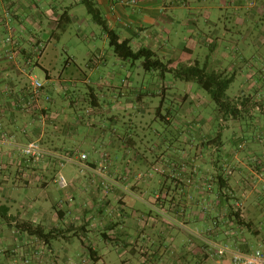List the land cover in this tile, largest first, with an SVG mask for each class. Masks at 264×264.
Segmentation results:
<instances>
[{
    "label": "crops",
    "instance_id": "obj_1",
    "mask_svg": "<svg viewBox=\"0 0 264 264\" xmlns=\"http://www.w3.org/2000/svg\"><path fill=\"white\" fill-rule=\"evenodd\" d=\"M130 1L0 0V264H229L235 250L264 242V0ZM89 2L133 50L231 79L236 115H204L210 94L172 73L153 72L150 87L133 82ZM76 24L97 25L102 48L74 54L55 83L88 92L53 99L34 73L53 82L57 53L47 57V47ZM37 41L45 51L34 60ZM32 79L43 84L36 98ZM158 119L171 139L156 131L163 142L150 146ZM31 141L50 155L26 158L20 147ZM70 153L86 154L87 166H62ZM213 241L229 246L225 258Z\"/></svg>",
    "mask_w": 264,
    "mask_h": 264
},
{
    "label": "rangeland",
    "instance_id": "obj_2",
    "mask_svg": "<svg viewBox=\"0 0 264 264\" xmlns=\"http://www.w3.org/2000/svg\"><path fill=\"white\" fill-rule=\"evenodd\" d=\"M97 25L92 24L91 27L87 30L85 27H81L79 25H72L68 27V30L66 32V35L64 36L63 40L57 45L53 44L51 46L47 47L46 56L51 57L55 52L57 53V56L53 57L57 64V68L55 69V72L53 74V82L48 81L46 79V75L42 70H37L34 75L43 83H45V90L48 93V95L53 99H59V97L63 99L69 98H77L79 94H84L87 91V88H77L72 85L67 86H58L55 87L56 80L59 79V76L62 72L63 66L65 63L70 59V57L74 56V54H80L84 52L87 49L95 50L96 46L102 48L101 43V37H102V31L97 29ZM80 30H83L86 35L89 37L88 42L82 43L80 41L81 34L79 33ZM87 30V31H86ZM96 36L97 41L93 40V37ZM97 42V44H94ZM108 49L111 50V48L108 46ZM78 64H83V60L81 58L77 61ZM84 65V64H83ZM132 72L134 74V77L132 79L133 82L138 83L141 85L145 83L147 87H150L152 84H155L159 81L158 75H153L152 73H146L143 69L139 72L137 70L141 67L140 62H136L134 64L131 63L130 65ZM141 75V76H139ZM170 76V75H168ZM169 78V77H168ZM141 87V86H140ZM84 92V93H83ZM155 106V105H154ZM217 110V106L214 102L211 101L210 106H206V108H203L202 111L204 115H208L209 113L215 114ZM156 117V114L154 115ZM169 128L161 122L160 119L157 120L154 124H152L151 128L149 129V138L148 141L150 143V146L160 144L163 142L161 138L156 134V131H159L165 138L164 139H171ZM184 130L181 128V131ZM181 142H185V138L182 136H179ZM175 144H178V142L173 141ZM171 141V143H173ZM72 166V165H69Z\"/></svg>",
    "mask_w": 264,
    "mask_h": 264
},
{
    "label": "trees",
    "instance_id": "obj_3",
    "mask_svg": "<svg viewBox=\"0 0 264 264\" xmlns=\"http://www.w3.org/2000/svg\"><path fill=\"white\" fill-rule=\"evenodd\" d=\"M88 11L93 16L95 22L102 27L103 31L108 35L110 47L113 49L117 57L123 61L136 63L142 61V67L146 72H158L162 76L172 73L175 78L184 81H195L210 94L212 101L216 104L217 109L224 113L236 115L235 106H233L226 97V92L231 84V79H224L215 73H207L199 67H190L188 65H180L172 68V62H164L159 56L147 48L135 51L128 41H121L116 32L110 30L98 11L91 2L88 3ZM34 234L43 237L44 234L35 231Z\"/></svg>",
    "mask_w": 264,
    "mask_h": 264
},
{
    "label": "built area",
    "instance_id": "obj_4",
    "mask_svg": "<svg viewBox=\"0 0 264 264\" xmlns=\"http://www.w3.org/2000/svg\"><path fill=\"white\" fill-rule=\"evenodd\" d=\"M136 4H137V0H131L130 2L127 3V5H136ZM4 15H5L4 20H5L6 28L9 32V35L6 36V38L4 39L3 45L8 46L14 43V38L12 35H10V33L12 32L11 23L13 21V17L10 11H6ZM34 46H35L34 60H37L43 55L45 51V45L43 42L37 41L35 42ZM5 56L9 61H13L15 59L14 51L6 52ZM42 90H43V84L37 79H32L31 96L33 98L38 97V95L41 93ZM1 141L8 142V138L5 134H1ZM20 150L26 158H28L33 162H40L48 155H50L42 147L39 141H31L21 146ZM87 158L88 157L86 154H79V153H72V154L70 153L58 157L62 166H65L67 164H75L77 166H81L82 168H85L87 166L85 163L87 161ZM231 173L232 172L229 171V174ZM57 183L61 189H66L69 187L68 181L62 174H59L57 178ZM103 187L105 190H108V186L106 185V183H103ZM239 208L242 209V206L239 205ZM214 227L218 228L219 223L215 222ZM209 245L211 246L215 256H217L219 259L225 258L229 254L230 248L227 244H222L213 241L210 242ZM24 264H30V261L24 260ZM229 264H264V242L261 244L259 248L253 251L245 252L239 249L235 250L232 253V257Z\"/></svg>",
    "mask_w": 264,
    "mask_h": 264
}]
</instances>
